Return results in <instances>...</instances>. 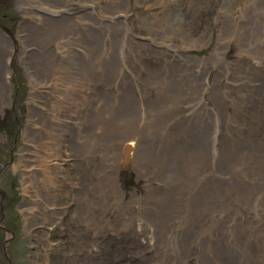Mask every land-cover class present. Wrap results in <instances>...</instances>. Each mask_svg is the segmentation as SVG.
Masks as SVG:
<instances>
[{
    "label": "bare ground",
    "instance_id": "obj_1",
    "mask_svg": "<svg viewBox=\"0 0 264 264\" xmlns=\"http://www.w3.org/2000/svg\"><path fill=\"white\" fill-rule=\"evenodd\" d=\"M79 1L85 5L92 3V0ZM115 3L116 0L108 2ZM18 4L30 16V23L35 22L34 40L46 43L47 47L54 46L29 63L33 86L29 121L35 126L27 128L24 136L32 149L48 158L49 154L64 151L59 142L60 126L67 123L54 121V115H58L55 104L51 114H46L42 104L35 100H45L41 97L44 86H57L58 80L68 84L59 74L61 70L67 71L65 47L71 45L74 34H79L76 31L87 25L78 18L66 25H49L50 18L46 15H40L39 19L31 17L38 14L28 9L27 0H18ZM118 5H124V0L114 7ZM111 9L106 7L104 12L108 14ZM140 20L154 32L161 28L156 16ZM229 37L236 47L233 62L221 57L190 60L194 73L187 70L184 61L145 70L142 82L151 91L142 93L148 96L147 107L157 112L151 113L144 107L141 125L132 122L121 127L114 120L121 111L133 112L134 101L127 93L103 96L104 103L96 109V143L92 140L94 122L88 124L89 134H84V139L78 137L74 141L75 150L86 158L90 171L96 167V183L87 182L79 195L85 211L82 216L96 210V232L110 229L114 235L123 236L133 231L154 256L151 264H190L197 249H201L198 264H228V261L253 264L264 260V236L257 256L249 253L246 246L252 231L264 229V113L257 114L258 109L264 110V33L246 45L239 31ZM70 51L74 52L72 48ZM14 55L13 38L0 26V108L10 100L9 68ZM124 64V58H115V80L120 83L127 76ZM134 65L142 68V57H137ZM235 66L239 71L245 70L247 77L240 76L224 91L220 79ZM211 67L219 68L220 72L209 83L206 74ZM40 84L43 85L38 88ZM114 85L118 88L117 82ZM244 92L252 95L248 112L242 109L247 98ZM190 97H194L193 101L182 112L184 118H180L179 107ZM206 100L211 102L212 109L205 104ZM139 117L137 110L133 118ZM246 123H250V136L260 131L262 140L243 136ZM95 154L96 165H92ZM23 163L26 168L30 164ZM54 168L36 171L38 186L47 192L57 174ZM121 168L132 170L148 183L159 184H147L144 193L133 192L124 197L117 179ZM32 177L31 171H27L29 187L36 183ZM32 211L23 212L27 215ZM106 215L112 216L110 221ZM85 223L89 226V219ZM73 253L74 250L65 253L64 257L68 260L74 257Z\"/></svg>",
    "mask_w": 264,
    "mask_h": 264
},
{
    "label": "rangeland",
    "instance_id": "obj_2",
    "mask_svg": "<svg viewBox=\"0 0 264 264\" xmlns=\"http://www.w3.org/2000/svg\"><path fill=\"white\" fill-rule=\"evenodd\" d=\"M110 1L92 0L85 5L79 0H27L28 9L38 14L31 17L39 19L40 15H46L50 18L49 25L70 24L74 18L87 25L78 29L79 34H74L71 45L65 47L67 71L61 70L59 74L68 84L58 80L57 86H44L40 90L44 91L41 97L45 100H35L38 105L42 104L46 114H51L50 109L55 104L58 115H54V121L67 123L65 127L60 126L59 142L64 151L44 158L24 139L27 128L35 126L29 121V99L33 90L29 63L39 59L46 49L53 50L54 46L47 47L46 43L34 40L37 37L35 22L30 23V16L24 14L18 0H0V26L13 38L15 45L9 68L11 96L0 108V191L6 195L1 224L7 229L6 233L0 228V264H151L154 256L133 231L123 236L114 235L110 229L96 232V210L82 216L85 211L79 195L87 182L96 183V167L90 171L86 158L75 150L74 141L78 137L84 139V134H89L88 124L94 122L92 140L96 143V109L104 103L103 96L127 93L133 99V112L121 111L119 117L114 118L121 127L132 122L141 125L144 107L151 113L157 112L146 105L148 96L145 94L151 89L142 82L146 78L145 70L184 61L187 70L194 73L190 60L221 57L233 62L236 47L229 36L234 31L242 33L243 45L264 33V0H142V4H136L138 0H124V5L116 7L121 0H116L114 5L108 4ZM106 7L112 8L108 14L104 12ZM152 16L160 20L158 32L140 20ZM137 57H142V68L134 65ZM115 58L125 59L127 76L123 83L115 80ZM219 72V68L211 67L206 74L208 82L211 83ZM240 76L247 77V72L235 66L220 79V88L226 91V87ZM116 82L118 88L114 85ZM244 93L247 98L242 109L248 112L252 95ZM193 98L186 99L178 112L186 111ZM205 104L213 108L210 101L206 100ZM137 110L138 120L133 118ZM263 113V109L257 110L259 116ZM184 116L180 114V118ZM249 126L250 123H246L242 129L243 136L262 140L260 131L250 136ZM93 150L96 152V146ZM23 161H29L30 167H24ZM91 161L96 165V154ZM49 167H55L57 174L47 192L38 186L36 171ZM27 171H31L36 182L30 187L27 186L31 182L27 180ZM117 179L124 197L133 192L144 193L147 184H159L139 179L128 168L119 169ZM25 209L33 211L26 215ZM106 216L110 221L112 216ZM87 219L89 226L85 223ZM263 236L264 229L251 232L246 239L249 253L259 254ZM73 250L74 257L67 260L65 253ZM200 254L201 249H197L190 264H198ZM255 262L253 264H264V260Z\"/></svg>",
    "mask_w": 264,
    "mask_h": 264
},
{
    "label": "water",
    "instance_id": "obj_3",
    "mask_svg": "<svg viewBox=\"0 0 264 264\" xmlns=\"http://www.w3.org/2000/svg\"><path fill=\"white\" fill-rule=\"evenodd\" d=\"M0 194L2 196L1 197V203H0V226H1V221H2V218H3L2 208H3V203L5 202V194L3 192H0ZM4 249H3V253H4Z\"/></svg>",
    "mask_w": 264,
    "mask_h": 264
},
{
    "label": "flooded vegetation",
    "instance_id": "obj_4",
    "mask_svg": "<svg viewBox=\"0 0 264 264\" xmlns=\"http://www.w3.org/2000/svg\"><path fill=\"white\" fill-rule=\"evenodd\" d=\"M0 192H3V191H0ZM3 193H4V192H3ZM4 194H5V193H4ZM1 197H2V196H1V194H0V201H1ZM5 200H6V195H5ZM0 228H1L2 230H4V231L7 233V231H6L7 229H6L5 227H3L2 224H1ZM3 254H4V253H3Z\"/></svg>",
    "mask_w": 264,
    "mask_h": 264
}]
</instances>
